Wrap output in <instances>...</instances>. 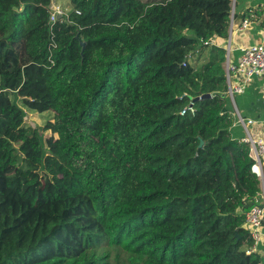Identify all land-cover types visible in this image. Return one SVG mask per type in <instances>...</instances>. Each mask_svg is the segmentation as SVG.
<instances>
[{"label":"trees","instance_id":"16d2710c","mask_svg":"<svg viewBox=\"0 0 264 264\" xmlns=\"http://www.w3.org/2000/svg\"><path fill=\"white\" fill-rule=\"evenodd\" d=\"M51 1L0 0V264H264L235 114L263 79L234 105L226 71L245 0H68L53 29Z\"/></svg>","mask_w":264,"mask_h":264},{"label":"built area","instance_id":"2783aa9c","mask_svg":"<svg viewBox=\"0 0 264 264\" xmlns=\"http://www.w3.org/2000/svg\"><path fill=\"white\" fill-rule=\"evenodd\" d=\"M236 3V0H233ZM67 11L57 3V0H52L50 4V28L53 29L59 16L67 15ZM236 26V27H235ZM250 26V20L244 19L241 24L237 25L232 16L231 30L244 31ZM235 27V28H234ZM264 35V30H263ZM206 44L217 43L205 42ZM231 51V46H228ZM241 54L238 60L228 59L226 63L227 82L229 86V94L234 102V94L243 93L244 90L256 79H264V42L250 44L240 47ZM186 64V62H184ZM187 96V93H184ZM183 95V96H184ZM198 97L202 98V95ZM195 98L190 97L188 103L181 110V114H194L197 111ZM235 105V102H234ZM235 114L237 123L242 125L246 136L244 140L250 144V155L254 159L252 171L256 173L261 181L262 188V205L253 206L246 213V227L250 230L253 238L251 246L247 247L248 254L259 251L261 244L264 243V137L256 138L253 135L251 126L255 120L250 117H245L240 110L235 106Z\"/></svg>","mask_w":264,"mask_h":264},{"label":"crops","instance_id":"0c3cea01","mask_svg":"<svg viewBox=\"0 0 264 264\" xmlns=\"http://www.w3.org/2000/svg\"><path fill=\"white\" fill-rule=\"evenodd\" d=\"M255 0H245L244 2L240 3V7L243 11L251 10L249 13H247V19L251 18L248 17L250 13H257L256 10L259 12L258 6L255 4ZM256 19L250 20V26L245 29L244 31H239V30H231V34H233L232 37V45L231 42L229 41V44L231 46V51H232V59L234 61L238 60L241 50L240 47L250 45V44H255V43H261L264 42V35H263V30L264 28L261 26V22L264 19V12L258 17V14L255 17ZM253 19V18H252ZM239 22L236 21V24ZM236 27V26H235ZM234 27V28H235ZM236 31L237 33H234ZM236 35V37H235ZM216 42L219 45H223L221 40L216 39ZM256 81L262 82L261 78H257ZM263 84L260 86V99L259 102L261 104V107H255L252 106L251 108H248L243 111V115H246L252 119L255 120L254 124H252L251 129L253 132V135L256 138L264 137V79H263ZM257 116V117H255Z\"/></svg>","mask_w":264,"mask_h":264},{"label":"rangeland","instance_id":"374dc122","mask_svg":"<svg viewBox=\"0 0 264 264\" xmlns=\"http://www.w3.org/2000/svg\"><path fill=\"white\" fill-rule=\"evenodd\" d=\"M57 3L60 4L65 11L69 12L71 10V4L68 0H57ZM234 22L236 24V21H234ZM234 33H237V32L234 31ZM232 37H233V34H231V32H230L229 41L231 42V45H232V40H231ZM235 37H236V35H235ZM229 41L227 42V45L229 44ZM233 104H234V102H233ZM27 113H28V116H27V120H26L27 121L26 125H31L33 127H39V128H43L46 125L47 121L52 117L51 112L40 113V112L28 110ZM48 133H49L48 131H45V135H47ZM48 169H49V167H48Z\"/></svg>","mask_w":264,"mask_h":264},{"label":"water","instance_id":"95a60500","mask_svg":"<svg viewBox=\"0 0 264 264\" xmlns=\"http://www.w3.org/2000/svg\"><path fill=\"white\" fill-rule=\"evenodd\" d=\"M59 17H61V16H59ZM65 19H67V16H65ZM81 45H82V47L84 48L85 47V45H86V43L83 41V42H81ZM211 96V94L210 93H206V94H203L202 95V98H205V97H210ZM201 98L200 97H197L196 99H195V101H198V100H200ZM237 236H238V238L240 237V235L237 233Z\"/></svg>","mask_w":264,"mask_h":264}]
</instances>
